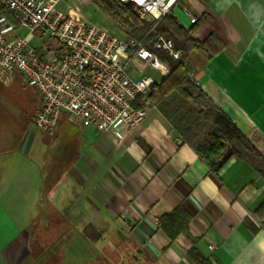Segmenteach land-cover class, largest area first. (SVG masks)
Instances as JSON below:
<instances>
[{"label": "crops", "instance_id": "0c3cea01", "mask_svg": "<svg viewBox=\"0 0 264 264\" xmlns=\"http://www.w3.org/2000/svg\"><path fill=\"white\" fill-rule=\"evenodd\" d=\"M183 1L197 21L206 18L195 40L217 37L214 55L190 56L192 80L251 142H264V0ZM70 2L88 22L114 32L90 0ZM97 13L109 24L93 21ZM173 16L192 28L180 5ZM52 135L61 141L49 167L29 156L33 143L0 140V264H197L193 247L208 264H249V257L256 264L264 249L257 160L233 155L214 171L157 105L114 132L68 118ZM178 209L190 221L172 239L161 218Z\"/></svg>", "mask_w": 264, "mask_h": 264}, {"label": "built area", "instance_id": "2783aa9c", "mask_svg": "<svg viewBox=\"0 0 264 264\" xmlns=\"http://www.w3.org/2000/svg\"><path fill=\"white\" fill-rule=\"evenodd\" d=\"M121 1L134 3L149 23L148 45L65 13L61 0H0V82L9 86L20 77L37 92L33 123L39 130L54 134L67 114L76 126L114 132L135 125L156 106L150 90L158 80L146 69L165 77L171 69L157 51L181 55L157 25L178 5L192 24L197 18L178 0ZM38 34L48 35L59 50L36 41Z\"/></svg>", "mask_w": 264, "mask_h": 264}, {"label": "trees", "instance_id": "16d2710c", "mask_svg": "<svg viewBox=\"0 0 264 264\" xmlns=\"http://www.w3.org/2000/svg\"><path fill=\"white\" fill-rule=\"evenodd\" d=\"M91 1L115 24L132 27L135 35L131 34V36L146 41L148 45L152 34L150 33L151 27L149 23L140 18L134 3L121 0ZM178 2L183 3L184 1L178 0ZM204 21L206 18L202 16L189 30H185L173 15H165L159 21L157 29L174 38L177 47L182 49L184 54L183 59L173 60L164 51H157L158 56L169 65L171 70L160 82L151 86L150 98L181 137L195 146L214 171H218L231 156L235 155L241 159L257 160V170L264 176V159L256 147L238 128L232 118L221 110L191 78L189 64L186 63L189 62L188 57L191 52L195 49L205 51L208 46L211 49L215 48L212 46L217 39L216 35L210 36L203 44H199L193 38V34ZM44 45L47 49L59 50L55 41L48 40ZM214 53L216 51H211L209 56ZM17 82L26 85L18 77L10 86L16 88ZM32 90L38 98L35 108L37 110L39 96L33 88ZM27 97V94L20 95L18 100L23 99L24 103H27L25 100ZM68 118L69 115L64 114L62 121ZM189 221V214L178 209L171 214L164 215L161 218V225L169 237L175 239L177 235L188 230ZM189 256L197 264H208L194 247L189 251ZM144 261L147 262L146 264H154L151 259ZM102 263L105 264L103 261L100 264Z\"/></svg>", "mask_w": 264, "mask_h": 264}, {"label": "rangeland", "instance_id": "374dc122", "mask_svg": "<svg viewBox=\"0 0 264 264\" xmlns=\"http://www.w3.org/2000/svg\"><path fill=\"white\" fill-rule=\"evenodd\" d=\"M77 1L80 3H83L82 0H77ZM70 6H71L70 0L68 1L61 0L60 8L64 9L65 7V9L67 10L66 11L67 14L88 22V20L81 13L77 12V10H73ZM98 15L99 14L97 13V16H93L92 20L93 21L97 20L98 22L103 23V24L108 23L107 20L110 19L109 17H108L109 19L102 20L101 18L98 20L96 18L98 17ZM203 23H205V21L199 25V28L201 27V25H203ZM112 24L114 27L113 33L117 35H120L122 37H125V35H131V34L135 35L132 27H129V26L122 27V26L115 24L114 22ZM199 28L196 30V32L199 30ZM196 32L193 34L194 39H195L194 36ZM44 37L48 38V35H45ZM172 39L174 40V38ZM174 42H175L176 50L181 52L180 58L176 59L170 56L169 54L167 55L171 57L173 60L183 59V54H184L183 50L177 47L175 40ZM216 48H214L215 50L207 48V50L205 51L201 49H195L191 52L188 58H190V56L196 51H200L204 56H208L211 53V51L212 52L216 51ZM186 63L189 64L188 61ZM189 66L190 65H188V67ZM146 73L154 76L158 80V82H160L163 79V77L160 76L158 69L148 68L146 70ZM12 87L13 86H10V85L8 87L4 85L2 82H0V140L7 141L10 143L11 142L15 143L19 141L33 143L32 151L29 154V156L34 157L38 161L39 164L45 167H49L50 166L49 164L51 163V159L53 160L56 157V152L59 150V148L57 147L61 140H58L57 142L55 141L54 143L53 142L54 138L52 137L53 136L52 134H47L39 130L33 123L32 118L34 117L36 113L35 111H37L35 108L37 107V104H38V98H37L36 93L32 90V88L28 87V85L27 86L23 85L21 82H17L15 84L16 88H12ZM26 94L28 96L27 99H25L27 103L26 102L24 103L23 99H20V101L18 100L20 95H26ZM253 142L251 143L256 147L259 154L264 159V142H262V140L259 139L258 137L254 138ZM94 246L96 249H100V243L95 244ZM109 250L110 249L104 250L105 255H107ZM91 261L96 262V263L99 262V260H91ZM146 263L147 262H145L142 259H140V261L138 262V264H146ZM86 264H91V262L87 261ZM123 264H128V262L124 261Z\"/></svg>", "mask_w": 264, "mask_h": 264}, {"label": "clouds", "instance_id": "9594fccd", "mask_svg": "<svg viewBox=\"0 0 264 264\" xmlns=\"http://www.w3.org/2000/svg\"><path fill=\"white\" fill-rule=\"evenodd\" d=\"M252 257H249V264L252 261ZM256 264H264V249H257L256 251Z\"/></svg>", "mask_w": 264, "mask_h": 264}]
</instances>
